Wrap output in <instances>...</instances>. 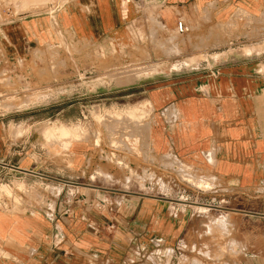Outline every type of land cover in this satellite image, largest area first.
I'll return each mask as SVG.
<instances>
[{"label": "crops", "instance_id": "crops-1", "mask_svg": "<svg viewBox=\"0 0 264 264\" xmlns=\"http://www.w3.org/2000/svg\"><path fill=\"white\" fill-rule=\"evenodd\" d=\"M108 2L70 0L36 14L35 4L0 0V81L34 45L52 42V18L63 35L87 42H125L137 9L136 19L156 9L167 31L180 21L193 29L214 53L142 81L139 109L147 114L134 133L138 151L156 159L157 173L158 160L169 157L211 178L220 205L251 203L238 215L261 240L251 251L263 254L237 264H264V0H138L129 11L120 0L130 16L118 26L104 15ZM116 27L122 32L114 35ZM61 129L46 133L48 145L32 134L12 141L0 127V186L27 191L0 198V264H175L189 211L148 196L140 182L131 190L126 172L112 180L111 170L88 168L89 146H68ZM138 166L142 176L146 160Z\"/></svg>", "mask_w": 264, "mask_h": 264}, {"label": "rangeland", "instance_id": "rangeland-1", "mask_svg": "<svg viewBox=\"0 0 264 264\" xmlns=\"http://www.w3.org/2000/svg\"><path fill=\"white\" fill-rule=\"evenodd\" d=\"M67 1L16 3L21 7L35 4L38 14L47 4L61 6ZM134 2H122L124 11H129ZM119 5L120 0H109L105 8L117 9L121 20L128 19L129 12H122ZM140 11L135 10L127 23L125 42L76 40L69 33L64 36L52 18V42L34 45L28 59L21 57L22 45H16L21 58L14 66V75L0 81V120L10 122L0 127L12 141L32 134L48 145L53 141H48L46 133L62 127L61 136L63 130L71 135L64 139L68 146L76 142L89 146L88 168L97 163L100 169L112 171V180H119L115 172H126L131 190L142 186L148 196L172 200L181 210L189 211L175 264H237L263 254L251 251L253 243L261 240L251 235L250 224L238 215L250 212L251 203L220 205V193L212 190L211 178L169 157L158 160L163 171L157 173L156 159L139 154L134 133L147 114L139 109L144 99L139 85L173 67L201 63L214 53L207 52L208 44L200 43L193 29L184 34L167 31L159 23L156 9L144 10V16L136 19ZM113 22L116 26L120 23L116 19ZM121 32L122 28L116 27L112 34ZM141 160H146L147 166L139 176ZM17 191L27 194L26 190L0 186V198L7 202ZM227 194L231 200L236 195L233 191ZM219 219L225 220L219 223Z\"/></svg>", "mask_w": 264, "mask_h": 264}, {"label": "bare ground", "instance_id": "bare-ground-1", "mask_svg": "<svg viewBox=\"0 0 264 264\" xmlns=\"http://www.w3.org/2000/svg\"><path fill=\"white\" fill-rule=\"evenodd\" d=\"M104 15H105V17H106L107 19H109V20L112 21V22H113L114 19H116V20H118V21L120 22V20H121V18H122V16H121L119 10H117V9H114V10H113V9L110 8V7H109V8H105ZM61 134H62V136H61L60 134H59V135L61 136L62 139H66V140H67L68 138L70 139V137H71V135H70V137H69V135L66 134L65 130H63ZM70 134H71V133H70ZM59 135H58V136H59ZM60 136H59V137H60ZM73 136H74V135H73ZM223 220H225V219H219L218 222H219V223H222ZM218 225H219V224H218Z\"/></svg>", "mask_w": 264, "mask_h": 264}, {"label": "built area", "instance_id": "built-area-1", "mask_svg": "<svg viewBox=\"0 0 264 264\" xmlns=\"http://www.w3.org/2000/svg\"><path fill=\"white\" fill-rule=\"evenodd\" d=\"M135 1H138V0H135ZM124 2L128 3V2H130V0H124ZM50 7L53 8V10L59 9L58 6L53 7V5H50ZM176 30H177V33H179V34H183V33L187 32V28L184 26V24L181 21L177 23Z\"/></svg>", "mask_w": 264, "mask_h": 264}]
</instances>
